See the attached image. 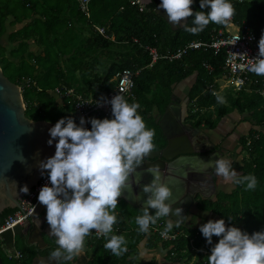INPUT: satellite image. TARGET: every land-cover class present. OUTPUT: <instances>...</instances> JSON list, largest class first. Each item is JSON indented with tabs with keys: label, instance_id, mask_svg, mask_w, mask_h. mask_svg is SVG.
<instances>
[{
	"label": "trees",
	"instance_id": "1",
	"mask_svg": "<svg viewBox=\"0 0 264 264\" xmlns=\"http://www.w3.org/2000/svg\"><path fill=\"white\" fill-rule=\"evenodd\" d=\"M235 9L232 21L236 25H243L256 38V45L264 34V0H229ZM159 0H151L147 6L130 5L129 0H90L88 3V17L79 12L74 0H0V38L4 31V22L9 17V24H21L20 28L7 35L6 41L12 48L4 55L5 47L0 45V70L12 83L21 87V97L24 104V115L30 120H44L53 126L60 119L73 118L71 108L55 102L51 92L56 87L73 88L83 96H95L110 89L109 80L119 71L128 69L136 71L133 78L132 97L125 99L129 104L140 105L137 112L142 116L148 129H155L153 143L155 149L164 146V138L157 126L158 119L167 106L172 102L173 89L190 77L192 83L185 94V109L183 123L196 130L212 131L220 120L232 112H236L241 123H247L249 128L236 137L239 152L244 153L246 161L238 169V176L254 175L258 181L255 190H245L246 184L234 185L229 193H217L214 201L195 199V210L209 212L215 220H225L226 227H238L249 235L264 231V92L261 76L250 72L249 83L245 89L238 92L223 91L220 95L226 101L221 104L206 91L205 87L212 86L217 90L216 79L224 77L222 63L223 50L214 52L212 49L188 51L179 60H157L150 67L149 57L144 47L154 48L161 55L172 52L191 41L209 42L212 32L221 30L225 24L210 23L198 35L183 31V26L171 30L162 18L154 13ZM193 13L204 11L200 0H193ZM193 17L187 18L186 23L192 25ZM84 26L85 35L76 34V26ZM96 27L104 29V38L95 31ZM111 38V39H109ZM31 40L40 50V54H33L27 50V41ZM132 40L136 42L133 43ZM94 64L97 59H108V63L101 65L102 73L97 78L99 89L91 90L92 81L86 78L85 72L91 70L88 59ZM12 59H15L14 62ZM110 60V61H109ZM208 66V70L204 68ZM80 72L85 78L87 89H77L75 73ZM95 78V77H94ZM27 79L30 84L22 85ZM31 83H34L32 85ZM59 105V106H58ZM64 111V112H63ZM112 114L107 119H112ZM104 118H100L103 120ZM135 216L142 215V210L132 208ZM155 215L154 209H149ZM13 210L4 211L3 219ZM117 224L125 229L124 218L118 214ZM164 219V218H161ZM166 219V218H165ZM231 219V220H229ZM206 221V220H205ZM207 220L206 222H208ZM239 224V226H238ZM137 225V224H136ZM120 226V227H121ZM200 227L190 225L173 226L172 231L179 235L172 242H157L146 239L145 248L153 249L159 246L165 261L175 264H207V257L211 255V248L218 243L219 238L213 236L209 245ZM90 238H92L90 236ZM110 238V237H109ZM128 251L121 257L111 254L104 245L105 238L93 239L96 253L87 264H153L150 261L136 260V248L141 237L137 234H125ZM189 239H192L189 244ZM156 240V239H155ZM21 254L19 261L7 259L0 255L2 264H31L35 255L48 256L57 246L38 251L34 247L24 245L16 239L14 248ZM103 248V249H102ZM172 253V256H170ZM59 264H69L61 259Z\"/></svg>",
	"mask_w": 264,
	"mask_h": 264
},
{
	"label": "clouds",
	"instance_id": "2",
	"mask_svg": "<svg viewBox=\"0 0 264 264\" xmlns=\"http://www.w3.org/2000/svg\"><path fill=\"white\" fill-rule=\"evenodd\" d=\"M192 4L193 0H161L159 8L166 12L168 22L174 26H181L182 22L194 15L193 26L183 23V31L192 35L201 33L210 23L226 24L235 14L229 0H200L201 9H210L207 13H193ZM258 48L257 58L250 60L249 71L264 76V34ZM213 95H216L218 103L226 102L222 96ZM105 102L111 104L113 118L90 119L91 130L83 127L86 123L83 117L80 118V126L69 117L60 119L49 129L51 139L47 141L48 145L51 146L57 138L58 142L54 156L39 164L41 173H48L51 187L45 185L41 188L38 202L46 207L49 235L55 237L58 246L48 257L56 264L61 259L71 261L83 252L85 238L93 230L98 237L103 236L107 240L104 247L113 256L119 258L128 251L124 236L110 235L117 223L114 213L119 198L125 193V198L135 202L142 198L133 194L132 186H139L144 175L137 168L150 154L155 153V129L146 127L137 112L139 104H129L119 94ZM198 164L200 170L214 168L224 184H246L245 190H255L257 187L258 181L254 175L238 176L231 162L223 158L208 162L199 159ZM145 171L154 179L142 186V193L147 199L142 206V215L137 216L135 222L141 233H148L151 225L161 218H168L161 232L162 236L167 237L174 226L169 214L181 217L183 211L176 208L173 212V205L179 200L173 199L169 185L175 186L178 181L173 177L165 178L158 165ZM184 175L186 177L187 174ZM22 191L27 194V186ZM149 209H154L155 215H151ZM186 219L183 217L175 221V226L178 227ZM199 231L209 245L213 236L219 238L211 248L207 264H264V231L249 235L238 227H226L223 219L210 220Z\"/></svg>",
	"mask_w": 264,
	"mask_h": 264
},
{
	"label": "water",
	"instance_id": "3",
	"mask_svg": "<svg viewBox=\"0 0 264 264\" xmlns=\"http://www.w3.org/2000/svg\"><path fill=\"white\" fill-rule=\"evenodd\" d=\"M136 1L140 6H147L151 2V0ZM160 3L161 0H159ZM159 4L154 9V13L162 18L171 30L181 28L186 21L182 22L181 26L170 24L166 12L159 8ZM171 101L178 102L175 98H172ZM156 123L165 140V145L162 149L155 150V153L150 154V157L137 168V171L144 172V175L140 185L133 184L132 189L133 194L142 198L135 202L125 198L127 196L125 193L119 199L142 210L144 201L147 199V196L142 193V186L149 184L154 179L145 170L158 165L165 178L173 177L178 181L175 186L169 185L172 188L173 199L179 200L173 205V212L176 208L183 210L181 217H177L173 213L169 214V218L175 222L183 217H188L186 213L193 206V199L196 196L208 198L210 194H213L214 186L211 179H208L207 183H203L204 181L187 183L185 188L183 181L195 173L201 176L204 173H210L212 168L200 170L198 160L208 162L215 160V156L213 152L205 156L193 154L198 151L191 147L194 140L192 134L202 135V133L196 130L189 132L188 128L181 124L179 108L173 110L171 105H168L162 115L156 119ZM51 127L53 125L48 121H33L25 117L20 87L7 80L0 70V216L4 211L18 209L19 201L25 194L22 189L27 186L29 192L46 173V171L41 173L39 164L54 156L55 144L58 142L57 138V140H53L51 146L47 143L51 139L49 135ZM46 226H48L46 207L38 202L30 217L23 224L3 231L0 233V237L6 248H14L15 240L19 239L24 245L42 251L48 248L41 236L42 228ZM48 257L49 255H35L32 264H56L54 260L49 261ZM0 264H2L1 260Z\"/></svg>",
	"mask_w": 264,
	"mask_h": 264
},
{
	"label": "built area",
	"instance_id": "4",
	"mask_svg": "<svg viewBox=\"0 0 264 264\" xmlns=\"http://www.w3.org/2000/svg\"><path fill=\"white\" fill-rule=\"evenodd\" d=\"M74 1L77 4L79 12L85 17H88V3L90 0ZM129 1L130 5H138L136 0ZM238 1L240 2V0ZM141 7L142 6L138 5L139 11H141ZM95 31L98 33V35L107 38L104 34L103 28L96 27ZM132 42L135 43L136 41L132 40ZM205 49H212L215 53L219 50H223L224 53L222 70L225 76L216 79L215 82H217L219 79L224 80V82L227 83L228 87L233 92H238L246 88L249 83L250 60L257 58L259 48L256 45V38L254 34L250 32V30L245 26L234 24L232 18L225 24L223 29L212 32L211 40L207 43L191 41L172 52H165L161 55H159L154 48H143L149 57L148 67L160 59L170 62L173 60H179L188 51H204ZM204 68L207 70L209 69L206 65H204ZM136 74V71H130L128 69H123L117 72L109 80L110 89L105 93L97 94L95 96H83L73 88L65 87H56L51 93L59 103L63 101L64 105H67L71 108V115H73L74 122L77 124V126H80V118L83 117L86 121L83 127H85L87 130H91V124L88 122L90 119H105L111 115V104L105 101H110L117 94L122 95L124 99L132 97L133 78L136 76ZM261 82L263 88L258 91L259 94L264 92V76H261ZM29 84L30 81L27 79L22 80V85L27 87ZM31 84L34 85V83ZM205 88V90L211 92L212 95L213 93H216L217 95L220 94L214 91L211 85H208ZM213 96L216 98V95ZM45 185L51 187L47 172L42 178L39 179L35 187H32L27 194L23 195L22 199L19 201V208L14 209L11 214H8L3 219V222L0 225V233L11 229L13 226L23 224L30 217L38 203L39 192ZM166 221L167 220L165 218L158 220L155 225L150 226L148 233H141L138 230L139 226L136 228V230L144 239H151L159 243L172 242L179 235V233L171 230L167 237L162 236L161 232L166 227ZM117 229L118 226L115 224L111 234H113ZM92 236L95 238H104L103 236L98 237L95 233V230L92 231ZM188 241L189 244H191L192 239H189ZM0 244L4 249V255L7 257V259H14L17 261L21 259L20 253L14 250L9 252V248H7L8 251L4 248L1 237ZM170 256H172V253H170Z\"/></svg>",
	"mask_w": 264,
	"mask_h": 264
},
{
	"label": "rangeland",
	"instance_id": "5",
	"mask_svg": "<svg viewBox=\"0 0 264 264\" xmlns=\"http://www.w3.org/2000/svg\"><path fill=\"white\" fill-rule=\"evenodd\" d=\"M8 21H10L9 17L6 18L5 22H4V31L1 34V38H0V45H2L3 47H5V53L4 55L7 57V52L12 48L11 45L7 44L6 38L7 35L11 32H13L14 30L20 28L21 24H9ZM76 27V34L80 33L81 31V35H85L84 31L86 30V28L84 26H80V25H75ZM27 50L35 55L40 54V50L37 49L34 44L32 43L31 40L27 41ZM14 62L16 61L15 59H12ZM91 70L85 72L86 74V78L90 81H92V87L91 90L93 91H97L99 89V82L97 81V78L99 77V75H101L102 70H101V66H98L99 63L98 62H102L101 65L107 64L108 63V59L102 60V59H97V64H94L92 58L87 60ZM110 61V60H109ZM80 72H76L75 73V78L77 79V89L80 91H84L87 89V85L85 84V78L82 79L80 76ZM95 77V78H94ZM193 78L190 77L189 79H186L183 83L177 85L176 87H174L173 89V96L175 99L178 100L179 102V109H180V119L183 120L184 117V109H185V94L187 91L188 86L192 83ZM217 90L216 92L219 94V96L223 93V91H228V92H232L233 91L228 87L227 83L224 82V80L219 79L217 82ZM83 94V93H82ZM51 95H53L51 93ZM55 102L58 103V101L56 100ZM59 106V105H58ZM64 112V111H63ZM71 114V113H70ZM241 117L236 113V112H232L229 115L223 117L220 122L217 124L216 128L212 131H207V130H201L200 132L202 133V137H204V139L206 140V142L209 144H211L212 147H214L219 153H220V157L219 158H223L225 160H228L231 162L232 167L234 168L235 171H238V169L240 168V166L242 165V161H246V156L244 155V153L239 152V146L237 144L236 141V137L245 134V132L247 131V129L249 128V125L247 123H241L240 122ZM182 122V121H181ZM187 126V125H186ZM206 143V144H207ZM205 144V145H206ZM207 146V145H206ZM216 155H215V160L219 159ZM238 173V172H237ZM214 184L216 187V191L213 192V194H210L208 196V200L209 201H214L216 199V195L217 193H229L233 188H234V184H224L223 180L221 177H218L215 174V170H214ZM197 200L201 199L199 197L196 198ZM193 199V206L190 208L189 213L192 214L193 218L191 219V225L197 226V227H201L203 224L207 223V220H211L214 221L215 217L209 213V212H200L195 210L194 208V202L197 201ZM127 206H123L120 205L117 206V208L115 209L114 213L115 215L120 214L125 220H126V226L125 229L122 228L121 225L116 223V226H118V229L113 233L114 235H122L124 236L125 234H137L138 236H140L139 232L136 230V228L138 227V225H136V220H133L131 215V211L129 210L130 213H128L126 209ZM133 214H135V212H132ZM132 217V218H131ZM206 220V221H205ZM195 221V222H194ZM175 225V223H174ZM190 225V223L188 224ZM121 226V227H120ZM239 226V224H238ZM111 234V235H113ZM92 238H95L92 236V234L90 235ZM141 237V236H140ZM95 239H103V238H95ZM144 239L141 237V240ZM145 241H147L145 239ZM18 248V247H16ZM6 249V248H5ZM3 247L0 244V255L3 257L4 256V251H3ZM86 251H88L86 249ZM90 255V252H89ZM159 256H161L162 260L165 262V257H164V252L159 253ZM156 257H154V261H152L151 263H156L155 262Z\"/></svg>",
	"mask_w": 264,
	"mask_h": 264
},
{
	"label": "crops",
	"instance_id": "6",
	"mask_svg": "<svg viewBox=\"0 0 264 264\" xmlns=\"http://www.w3.org/2000/svg\"><path fill=\"white\" fill-rule=\"evenodd\" d=\"M212 183H213V186H214V182H212ZM214 191H216V187H214ZM201 199H208V198H202L201 197ZM119 204L120 205H123V206H127L128 209L126 208L127 210H124V211H127L128 213H130L129 212V210H130L131 211V215L133 214L132 213L133 212L132 208H135V207H132V206L128 205L127 203H125L121 199H119V201H118V206H119ZM190 208L187 211V213H188L187 216L188 217H187V219H186L185 222L190 223V226H193V225H191V219L193 218V216H192V214L189 213ZM124 221L126 223V220L125 219H124ZM197 226H199V225H197ZM197 226H194V227H197ZM42 231L44 232V233L42 232V234H41L44 243H46L47 246H52V245L53 246L54 245L57 246L55 244V237H52V236L49 235V231H50L49 225L46 226V227H43L42 228ZM92 239L94 241V238H90V236H88V237L85 238V247H84L83 252H81L79 255L75 256L73 258V260L69 261V264H87L88 261H90L93 256H95L96 254H98V252L101 251L100 250L101 248H99V251L97 253H96V251H94L93 241H91ZM145 242H146L145 239H142L139 242V244L137 245V248H136V252H137L136 260L137 261H140V262L150 261V262H152V261H154V257H156V260H155L156 263H153V264H171V263H169L167 261L164 262L162 260L161 256H159V253L163 252V250L159 246H156L153 249H146L145 248V245H144ZM86 249L88 251H86ZM11 250L18 251L17 248L16 249L15 248H12V249L9 250V252H11ZM7 251H8V249H7ZM89 252H90V255H89ZM32 259H35V256H33L31 258V262H30L31 264H32Z\"/></svg>",
	"mask_w": 264,
	"mask_h": 264
},
{
	"label": "flooded vegetation",
	"instance_id": "7",
	"mask_svg": "<svg viewBox=\"0 0 264 264\" xmlns=\"http://www.w3.org/2000/svg\"><path fill=\"white\" fill-rule=\"evenodd\" d=\"M169 105H171V108L174 110V109H177V108H179V102H177V103H173V102H171ZM170 113H172L171 111H170ZM180 116H181V113H180ZM182 122H181V124L182 125H184V126H186L184 123H183V120L182 119H180ZM187 128V130L190 132V131H192V130H196V129H193V128H191V127H188V126H186ZM196 131H201V130H196ZM202 132V131H201ZM194 137V138H193ZM205 137V136H204ZM204 137H202L199 133H194V134H192V138L194 139L193 140V143L191 144V147H192V149H196V151H198L197 153H193V154H195V155H202V156H205V155H208V154H211L212 152L214 153L213 155L215 156H217L218 158L220 157V153L214 148V147H212L211 146V144L209 143H207L206 142V140L204 139ZM165 141V140H164ZM207 143V144H206ZM207 146H206V145ZM165 145V144H164ZM164 147V146H163ZM163 147H161V148H158V149H162ZM158 149H155V150H158ZM214 168H212L211 169V171H210V173H208V174H206V173H202L203 175L201 176L200 174H194V175H192L190 178H186L183 182H184V188L186 187V185H187V183H195V181H204L203 183H207V181H208V179H211L212 180V182H214ZM206 180V181H205ZM214 187H215V184H214ZM197 197H199V196H196L195 197V199L197 198ZM199 198H201V197H199ZM150 212V211H149ZM186 215H188V213H186ZM166 220H167V218H166ZM188 224L189 223H187V222H184L183 224H181V225H184V226H188Z\"/></svg>",
	"mask_w": 264,
	"mask_h": 264
}]
</instances>
